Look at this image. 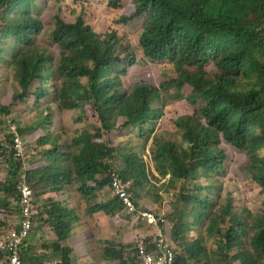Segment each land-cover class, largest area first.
Returning a JSON list of instances; mask_svg holds the SVG:
<instances>
[{
	"label": "trees",
	"instance_id": "trees-1",
	"mask_svg": "<svg viewBox=\"0 0 264 264\" xmlns=\"http://www.w3.org/2000/svg\"><path fill=\"white\" fill-rule=\"evenodd\" d=\"M40 1L0 0V63L10 68L1 70L0 64V77L17 84L9 102L0 104V166L7 169L0 177V229L10 214L20 213L17 181L25 172L38 197L49 195L48 205L35 206L34 228L39 222L51 225L53 248L61 252L57 264H74L73 247L60 243L81 232L92 261L79 264H142L135 255V231L147 226L151 249L153 227L126 212L111 191L109 173H120L134 201L150 193L141 150L150 141L155 167L169 175L163 185L174 190L165 226L166 241L176 252L172 264H264V0H132L117 23L143 19L137 40L143 58L167 62L172 75L158 86L143 80L125 85L136 62L128 39L115 31L96 32L84 16L67 22L58 15L50 45L41 44ZM122 1L108 5L119 8ZM185 87L190 94H183ZM167 95L193 109L171 119L179 137L164 127L154 133L152 123L162 118ZM33 98L39 104L52 100L43 113H34L38 126L25 129L30 154L23 171L5 118ZM66 112L77 123L98 127L82 128L70 139L66 127L55 131L52 126L55 119L60 123L58 113ZM124 132L129 140L122 145ZM226 145L244 153L242 167L260 186L259 211L236 210L230 194L221 201L211 180L191 188L176 185L220 172ZM62 192L66 199L59 201L55 195ZM70 194L80 195L83 204L71 207ZM99 213L123 236L125 224L134 228L133 240L99 239L90 227ZM24 254L33 262L27 247Z\"/></svg>",
	"mask_w": 264,
	"mask_h": 264
},
{
	"label": "rangeland",
	"instance_id": "rangeland-1",
	"mask_svg": "<svg viewBox=\"0 0 264 264\" xmlns=\"http://www.w3.org/2000/svg\"><path fill=\"white\" fill-rule=\"evenodd\" d=\"M131 1L132 0H123L119 8H113L108 5L109 0H41L40 13L42 14V20L45 24V33L41 36V38H39V42L41 44H46V46L50 45V35L55 28L56 17L58 15L67 22H75L78 17L84 16L96 32L107 34L115 31L120 37H126L128 39V42L133 49V55L136 57V62L130 66L129 73L125 78V85H129L130 82L143 80L154 86H158L172 75L169 70H167L169 68L167 62L154 63L143 58L137 46L138 35L143 26V19L136 20L130 25L124 26L117 23L119 16L132 6ZM0 64L1 70L8 71L10 69L8 64L3 62ZM1 78L2 77H0V104H5L8 103L14 95L17 89V84L12 80H8L6 77L3 80H1ZM182 92L183 94L188 95L191 93V89L190 87H185ZM51 100L52 99L47 98L39 104L37 100L33 98L26 102L19 103L14 109V112L6 118L7 124H10L9 121H13L14 119L18 123L21 133L27 137V131L25 130L26 127L30 124H34L35 128L38 126L36 123L37 117L34 113L36 112L37 115L43 113L44 109L47 108V105ZM192 111L193 109L188 106L185 100H180L179 98L174 97V95H167L165 105L163 107L162 118L160 120L158 119L157 122L152 123V126L155 127L154 133L164 127L170 130L174 136L179 137V134L177 135L172 129L171 119L183 113H190ZM59 115L60 123L57 119H55L54 124L52 125L53 129L58 131L64 130L66 127V130L69 131L68 137L70 139L78 130L82 128L91 129L98 127V125L90 124L86 121L85 126L83 123H77L73 119V113L68 114L66 112L64 116L58 113L57 117ZM2 124L3 123L0 122V128H2ZM125 133L126 132H124V136H122V138L124 137V140L121 141L122 145L129 140V138L126 137L127 133ZM150 144L151 142L149 141L143 143L141 146V150L143 151L142 155L148 168L147 176L150 180L149 184H151L150 191L148 192L150 193H145L146 191L141 193V196L137 201H135L136 203H139L141 209L143 207L151 208L153 211L156 210L157 212L166 209L171 213V201L174 190L167 189L163 185L165 180H169V175H162L158 167H155V162L151 159ZM226 147V158L220 172L213 173L209 179L199 177L196 181H184L179 182L176 185L191 188V186L195 183L204 185L208 182V180H211V182L215 185L212 190L215 191L216 189H220V192L222 193L221 201H224L227 195L230 194L234 199L233 205L236 210H240L244 206L254 212L259 211L262 205V195L259 191L260 186L252 180L251 175L246 168L242 167L246 161L244 153L232 146L226 145ZM119 158L120 156H118L117 160H119ZM6 172L7 169L1 165L0 177L5 178ZM211 197L216 198L217 193H213ZM39 202L40 199L37 196V205ZM8 218V225L4 226V229H0V239L4 234L9 232L6 230L7 228L11 229L14 225L18 226L20 213L16 212L14 215L10 214ZM142 228L144 230L138 229L135 231V234L137 235V232L140 230H142V232L148 230L145 224L142 225ZM123 230L124 236L121 235L122 232H115L114 227V239L133 240L134 228H130L128 224H125ZM79 235H77V238ZM77 238L74 243L77 242ZM87 248L88 246L86 247L85 244V249L88 254Z\"/></svg>",
	"mask_w": 264,
	"mask_h": 264
},
{
	"label": "built area",
	"instance_id": "built-area-1",
	"mask_svg": "<svg viewBox=\"0 0 264 264\" xmlns=\"http://www.w3.org/2000/svg\"><path fill=\"white\" fill-rule=\"evenodd\" d=\"M6 120V118H5ZM8 124L13 133V142L16 157L23 160V171L29 166L28 155L30 149L27 140L20 131L18 123L13 119ZM4 157L1 156L0 160ZM111 182V191L126 204V212L132 214L133 219L137 222H145L153 227V243L150 249L147 247L145 233L137 232L136 235V257L142 264H172L176 252L174 247L166 241V222L169 211L166 209L157 212L153 209H138L133 200L128 186L117 170H111L109 173ZM17 189L20 196V220L18 231H9L0 239V264H33L25 258L23 248L27 242L38 219L34 214L37 204V197L32 184L28 180V175L24 172L17 181Z\"/></svg>",
	"mask_w": 264,
	"mask_h": 264
},
{
	"label": "crops",
	"instance_id": "crops-1",
	"mask_svg": "<svg viewBox=\"0 0 264 264\" xmlns=\"http://www.w3.org/2000/svg\"><path fill=\"white\" fill-rule=\"evenodd\" d=\"M51 196V195H50ZM40 199V202L37 206L42 207L43 205L49 204V195H41L38 197ZM55 198L59 201H64L66 199L65 193L62 192L57 193L55 195ZM68 203L71 207L77 208L81 202V196L78 195H72L70 194L68 197ZM95 201L94 203H96ZM45 220H47V216L45 217ZM100 222V224L97 226V223ZM113 221L106 215H103L102 213H99L96 215V220L92 221L90 224V227L93 228L94 231H98L99 239L109 240L114 239V231H113ZM80 227H77L76 230H79ZM83 233V234H82ZM81 234V235H79ZM71 239L61 242L60 245L62 247L72 246L74 249V264H79L80 261H92V256L87 254L85 249L89 245L88 238L85 235V232H81ZM77 238V242L74 243L75 239ZM56 242V235L52 230V227L49 223H45L43 225L41 222L36 225L34 228L31 237L28 239L26 247L28 252L30 253V257L33 259V264L37 261V264H57L60 261L61 255L60 251H57L53 248V245ZM88 249V248H87Z\"/></svg>",
	"mask_w": 264,
	"mask_h": 264
},
{
	"label": "clouds",
	"instance_id": "clouds-1",
	"mask_svg": "<svg viewBox=\"0 0 264 264\" xmlns=\"http://www.w3.org/2000/svg\"><path fill=\"white\" fill-rule=\"evenodd\" d=\"M27 145H28V143H27ZM29 154H30V153H29ZM36 197H37V195H36ZM37 219H38V218H37ZM140 231H142V230H140ZM143 233H146V232L143 231ZM26 244H27V242H26ZM26 244H25V246H24V248H23V249H24V250H23V254H24V252H25ZM24 256H25V254H24ZM25 258H26V257H25ZM26 259H27V258H26ZM29 261H30V260H29Z\"/></svg>",
	"mask_w": 264,
	"mask_h": 264
}]
</instances>
